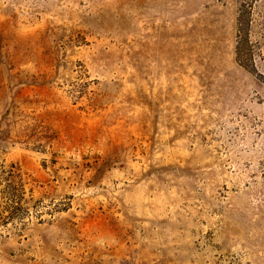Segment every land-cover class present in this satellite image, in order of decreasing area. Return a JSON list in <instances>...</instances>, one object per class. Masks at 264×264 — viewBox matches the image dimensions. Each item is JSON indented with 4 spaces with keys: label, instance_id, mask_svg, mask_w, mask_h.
<instances>
[{
    "label": "rangeland",
    "instance_id": "obj_1",
    "mask_svg": "<svg viewBox=\"0 0 264 264\" xmlns=\"http://www.w3.org/2000/svg\"><path fill=\"white\" fill-rule=\"evenodd\" d=\"M0 264H264V0H0Z\"/></svg>",
    "mask_w": 264,
    "mask_h": 264
}]
</instances>
